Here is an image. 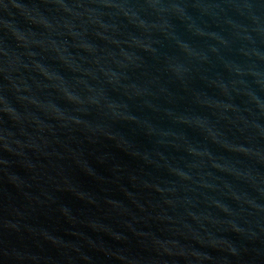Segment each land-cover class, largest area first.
<instances>
[{
  "label": "water",
  "instance_id": "obj_1",
  "mask_svg": "<svg viewBox=\"0 0 264 264\" xmlns=\"http://www.w3.org/2000/svg\"><path fill=\"white\" fill-rule=\"evenodd\" d=\"M0 264H264V0H0Z\"/></svg>",
  "mask_w": 264,
  "mask_h": 264
}]
</instances>
